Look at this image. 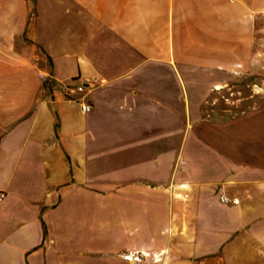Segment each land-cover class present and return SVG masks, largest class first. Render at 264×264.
Wrapping results in <instances>:
<instances>
[{"label":"crops","instance_id":"crops-1","mask_svg":"<svg viewBox=\"0 0 264 264\" xmlns=\"http://www.w3.org/2000/svg\"><path fill=\"white\" fill-rule=\"evenodd\" d=\"M260 53L264 0H0V264H264Z\"/></svg>","mask_w":264,"mask_h":264},{"label":"rangeland","instance_id":"rangeland-1","mask_svg":"<svg viewBox=\"0 0 264 264\" xmlns=\"http://www.w3.org/2000/svg\"><path fill=\"white\" fill-rule=\"evenodd\" d=\"M242 63L239 62L226 81H214L215 85L210 90L211 105L229 116L264 105V53L259 54L256 65H251L250 60ZM195 75L198 79L199 75ZM217 85L221 88L217 89Z\"/></svg>","mask_w":264,"mask_h":264},{"label":"built area","instance_id":"built-area-1","mask_svg":"<svg viewBox=\"0 0 264 264\" xmlns=\"http://www.w3.org/2000/svg\"><path fill=\"white\" fill-rule=\"evenodd\" d=\"M77 90L79 91H83L84 90V85H80L77 87ZM66 91L68 94L72 93L75 91V89L71 88V87H66ZM80 107L83 113H89L94 109V104L90 101H86V100H80ZM5 195L3 193H1L0 198H3ZM222 201L224 202H229L230 199L227 196H222L221 197ZM233 202L237 203L238 199H233ZM146 255V253H128L125 256L126 259L128 260H140L142 259V257H144Z\"/></svg>","mask_w":264,"mask_h":264}]
</instances>
